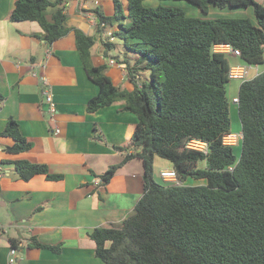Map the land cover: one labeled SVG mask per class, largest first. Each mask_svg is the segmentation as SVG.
I'll return each instance as SVG.
<instances>
[{
    "label": "trees",
    "instance_id": "trees-1",
    "mask_svg": "<svg viewBox=\"0 0 264 264\" xmlns=\"http://www.w3.org/2000/svg\"><path fill=\"white\" fill-rule=\"evenodd\" d=\"M112 1V14L99 6L91 11L103 53L109 56L122 46L124 57L112 58L127 68L132 90L113 82L106 63L95 62L96 37L66 25L65 0H15L10 14L15 22H39L40 37L48 45L74 29L86 74L99 87L87 111L95 113L125 101L124 109L137 116L130 143L115 146L126 153L125 159L100 178L106 185L127 161L139 159L144 166V194L120 226L90 232L96 256L104 264H264V72L239 81L237 109L243 138L238 145L225 144L224 137L234 133L228 95L233 63L229 54L214 50L215 45L230 44L240 50L244 64L262 65L264 3L185 0L203 13L204 17H196L181 6ZM250 5L255 20L207 16L211 7ZM106 28H116L113 41L111 36L103 38ZM0 136L14 141L4 148L7 153L33 148L14 118ZM95 140L103 141L100 135ZM194 140L206 150L188 147ZM156 156L171 162L179 183L154 178ZM2 161L13 163L24 181L36 175L63 179L28 158ZM199 180L205 183H192ZM11 246L18 247L15 239ZM30 246L50 247L34 237Z\"/></svg>",
    "mask_w": 264,
    "mask_h": 264
},
{
    "label": "crops",
    "instance_id": "crops-1",
    "mask_svg": "<svg viewBox=\"0 0 264 264\" xmlns=\"http://www.w3.org/2000/svg\"><path fill=\"white\" fill-rule=\"evenodd\" d=\"M85 1L90 9L99 6L107 14L113 12L112 0ZM177 1L145 0L144 4ZM65 2L66 25L96 37L95 62L105 63L111 53H103L96 27L79 12L75 0ZM14 6L15 0H0V133L14 118L21 133L33 141V148L21 154L7 153L4 148L14 141L0 136V262L8 264L11 239H15L18 264H104L89 234L96 227L120 226L134 213L144 194V166L141 160L131 159L108 184L96 186L94 179L125 159L126 153L115 146L130 143L137 116L124 109L125 101L89 113L88 102L99 87L83 67L75 30L48 45L40 37L39 22L10 19ZM215 11L211 7L209 16ZM230 56L233 65L245 63ZM115 65H107L106 74L115 84L132 90L125 65ZM34 66L38 76L32 74ZM249 74L254 77L256 71L251 69ZM42 77L50 84L57 108L54 115L48 110ZM231 83L230 94L235 98L240 83ZM97 135L103 141L95 140ZM17 158L45 164L63 179L48 180L45 175L19 179L14 164L2 161ZM171 169L172 164L163 163L159 170ZM33 237L50 247H31Z\"/></svg>",
    "mask_w": 264,
    "mask_h": 264
},
{
    "label": "built area",
    "instance_id": "built-area-1",
    "mask_svg": "<svg viewBox=\"0 0 264 264\" xmlns=\"http://www.w3.org/2000/svg\"><path fill=\"white\" fill-rule=\"evenodd\" d=\"M76 3H77V9L79 10L80 13L82 14H85L86 17L89 18L90 22L93 24V26L96 27L97 25V18H96V15L94 14V12L91 11V9L87 6V3L85 0H75ZM110 36V40L113 41V36H112V33L109 34ZM103 38H107V34L105 33L103 35ZM214 50L216 52H223V53H227L229 55H233V56H237V57H240L241 56V52L239 49L237 48H234L232 45L230 44H220V45H215L214 47ZM106 64L108 66H113L115 65V61L114 59H107L106 60ZM46 66V64L44 66H39L40 69H44ZM264 66V63L262 65L260 64H240V65H233L230 70H229V78L232 79V80H238V81H241L244 82V81H247L250 78V75H249V71L251 69H254L256 71V74L255 76H258L260 73L264 72L260 70V67ZM32 74L34 76H38L39 75V70L34 66L32 68ZM254 76V77H255ZM42 81L45 85V92L44 94L46 95V102L48 104V110H49V113L51 115H54L56 112H57V108H56V103L54 101V98H53V95H52V92L50 90V84H49V81L47 80L46 77H42ZM233 102L234 103H239V98L236 97V98H233ZM57 131V129H56ZM243 138V134H229L227 136L224 137V143L225 144H229V145H236V143L239 141H241ZM238 142V143H239ZM237 143V144H238ZM188 147L190 148H196V149H205V146L202 145L201 142L199 141H191L189 144H188ZM160 177H161V180L164 181V182H167V183H179L178 181V177H177V173L175 170H163L160 172ZM96 184H101V180H96ZM0 233H1V226H0ZM18 260H17V248H14L11 246L10 248V251H9V259H8V264H18L17 263Z\"/></svg>",
    "mask_w": 264,
    "mask_h": 264
},
{
    "label": "rangeland",
    "instance_id": "rangeland-1",
    "mask_svg": "<svg viewBox=\"0 0 264 264\" xmlns=\"http://www.w3.org/2000/svg\"><path fill=\"white\" fill-rule=\"evenodd\" d=\"M158 5L181 6V7L184 8V10L187 12V14L189 16L204 17L203 13L200 11L199 8H197L196 6H194V5L190 4V3H186V1H183V0L177 1L176 4H174V3L169 4V2H161ZM158 5L154 4V5L150 6V7H157ZM217 12H220V14H218ZM250 12H251V14H250ZM207 16L211 17V18H214V17H250L253 20H255V14H254L253 5H250L249 7H246V8L245 7H243V8L226 7V8H223V9H219L217 7V11L212 13L210 16H209V14ZM115 29L116 28H106L107 38H109V36H110L109 34H111L113 31H115ZM100 42L102 44V39L100 40ZM114 42H116V40ZM122 51H123L122 50V46L119 45L118 48L116 49V51L115 50L111 51V55L109 57H112V56L114 57V56H118L119 55L122 58V57H124L123 54H120ZM231 84L235 85L236 83H231ZM228 89H229L228 95H229L230 101H231L230 115H231L232 131L235 134H242V132H241V129H242L241 121H240V118H239V115H238V109H237V106H238L239 103L237 104V103L233 102V97L230 94L231 93L230 84L228 85ZM236 97H238V94L235 96V98ZM237 143H236V145L240 144V142L238 144ZM240 150H241V147H239V149H237V152H239ZM163 163H165V164L168 163L169 165L171 164V162L169 160L163 159V158H161L159 156L155 157V159H154V178L156 180H158V181H161V177H159L161 170H159V169L163 167ZM160 165H162V166H160ZM192 183H194V184H203V183H205V181L199 180V181H193Z\"/></svg>",
    "mask_w": 264,
    "mask_h": 264
},
{
    "label": "clouds",
    "instance_id": "clouds-1",
    "mask_svg": "<svg viewBox=\"0 0 264 264\" xmlns=\"http://www.w3.org/2000/svg\"><path fill=\"white\" fill-rule=\"evenodd\" d=\"M113 36V35H112ZM112 58V57H111ZM110 57L108 58V59H111ZM112 59H114V58H112ZM114 61H115V59H114ZM106 63V62H105ZM116 64V63H115ZM171 170H174V169H171ZM159 177H160V175H159ZM101 180V178H100V176L98 177V179H96V177H95V179H94V184L96 185V186H98V185H102V180H101V184H96V180ZM16 248V247H15ZM17 251H18V249H17Z\"/></svg>",
    "mask_w": 264,
    "mask_h": 264
}]
</instances>
